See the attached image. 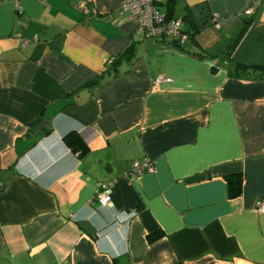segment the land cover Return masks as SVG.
<instances>
[{
	"label": "crops",
	"instance_id": "1",
	"mask_svg": "<svg viewBox=\"0 0 264 264\" xmlns=\"http://www.w3.org/2000/svg\"><path fill=\"white\" fill-rule=\"evenodd\" d=\"M79 1L0 0V264H264V0H154L182 48Z\"/></svg>",
	"mask_w": 264,
	"mask_h": 264
},
{
	"label": "built area",
	"instance_id": "2",
	"mask_svg": "<svg viewBox=\"0 0 264 264\" xmlns=\"http://www.w3.org/2000/svg\"><path fill=\"white\" fill-rule=\"evenodd\" d=\"M87 1H79L78 9L87 12ZM121 9L128 13L131 21L137 26V31L143 39H168L174 41L175 46L184 45L187 38V32L183 28L182 21L168 17L154 0H122ZM250 9L246 11L249 13ZM216 21L217 16L213 15ZM171 78L163 75H157L154 84L168 83ZM155 167L151 159L143 158L133 160L125 176L135 178L142 173H153ZM100 190L95 193V200L101 204H108V194L110 186L108 183L99 184ZM255 210L258 213H264V197L257 199Z\"/></svg>",
	"mask_w": 264,
	"mask_h": 264
},
{
	"label": "trees",
	"instance_id": "3",
	"mask_svg": "<svg viewBox=\"0 0 264 264\" xmlns=\"http://www.w3.org/2000/svg\"><path fill=\"white\" fill-rule=\"evenodd\" d=\"M168 16V14H167ZM169 17V16H168ZM189 36L191 33L189 32ZM187 35V36H188ZM169 43L175 45L171 40H168ZM184 45H179L180 48H182ZM133 55L132 48L126 49L121 55H119L116 58H113L112 64L116 66L119 62L121 61H127L130 60ZM242 70L245 72V74L249 77L253 78H262L264 79V65L262 66H257V67H242ZM98 81H92L91 83H88L87 85H94ZM64 141L65 143L71 148L73 152H76L78 154H81L85 151V147L81 139L76 133H68L64 136ZM226 181L228 184V195L230 197H235L239 194L240 192V186L242 182V177L240 174H233L226 176ZM160 234H151L148 236L149 241H153L156 238H158Z\"/></svg>",
	"mask_w": 264,
	"mask_h": 264
},
{
	"label": "water",
	"instance_id": "4",
	"mask_svg": "<svg viewBox=\"0 0 264 264\" xmlns=\"http://www.w3.org/2000/svg\"><path fill=\"white\" fill-rule=\"evenodd\" d=\"M80 226L90 235H93L95 233V229L92 228V226L87 222L81 223Z\"/></svg>",
	"mask_w": 264,
	"mask_h": 264
}]
</instances>
